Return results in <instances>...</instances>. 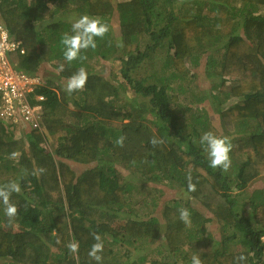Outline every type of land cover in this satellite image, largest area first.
Listing matches in <instances>:
<instances>
[{"label":"trees","instance_id":"1","mask_svg":"<svg viewBox=\"0 0 264 264\" xmlns=\"http://www.w3.org/2000/svg\"><path fill=\"white\" fill-rule=\"evenodd\" d=\"M263 10L264 0H0V24L26 49L17 69L39 80L29 102L41 107L38 127L0 116V185L22 189L11 222L0 202V264H96L94 233L101 264H234L241 254L264 264V186L249 191L264 183ZM83 15L110 31L69 63L60 41ZM203 62L212 85L199 97L188 88ZM46 65L52 78L38 74ZM81 66L88 82L69 95ZM207 131L230 139L228 171L209 166ZM154 136L164 143L153 148ZM150 182L186 197L164 200Z\"/></svg>","mask_w":264,"mask_h":264},{"label":"clouds","instance_id":"2","mask_svg":"<svg viewBox=\"0 0 264 264\" xmlns=\"http://www.w3.org/2000/svg\"><path fill=\"white\" fill-rule=\"evenodd\" d=\"M110 31L109 25L103 22L100 18L83 15L76 19L71 24V32H66L61 38V44L64 48V59L71 63L73 61H81L87 59L86 55H82L88 49H95L97 47V38L103 39ZM63 65H60V70H63ZM88 82V72L85 67L81 66L78 71L71 75L67 79L65 86V91L71 95L74 92L83 91ZM126 136L121 135L115 140V144L119 147H123L125 144ZM150 143L153 148L164 141L157 137H152ZM200 144L204 146V151L209 159V166L213 169H221L222 171H228L231 167V152L233 145L230 139L226 136H218L212 131H207L203 133L200 138ZM18 151H13L10 153L9 158L17 160L20 157ZM46 171L44 168L34 169L32 172L33 176L39 177ZM25 174L27 170L25 169ZM188 191L195 192L196 184L193 183L191 175L188 176ZM261 183L254 184L250 190H253L257 186H261ZM249 190V191H250ZM21 185L17 181H10L6 184L0 185V202L4 206V214L11 222L18 216V207L11 201L13 194L21 193ZM179 219L186 225L191 223V213L187 208L181 207L178 209ZM93 240L95 241L90 250L88 251V256L91 260H94L96 264H101L103 256L101 253L104 250V243L99 234H92ZM67 248L70 253H79V242L72 240L67 244ZM248 257L246 255H238L234 258V264H247ZM191 264H203L202 259L199 255H193L191 257Z\"/></svg>","mask_w":264,"mask_h":264},{"label":"built area","instance_id":"3","mask_svg":"<svg viewBox=\"0 0 264 264\" xmlns=\"http://www.w3.org/2000/svg\"><path fill=\"white\" fill-rule=\"evenodd\" d=\"M26 49L0 24V98L2 101L1 118L14 120L38 127L37 112L40 106H32L29 95L39 80L29 73L17 69L16 59L24 55ZM38 80V82H37ZM39 100H45L38 97Z\"/></svg>","mask_w":264,"mask_h":264},{"label":"rangeland","instance_id":"4","mask_svg":"<svg viewBox=\"0 0 264 264\" xmlns=\"http://www.w3.org/2000/svg\"><path fill=\"white\" fill-rule=\"evenodd\" d=\"M264 11V10H263ZM114 31L116 33L119 32V26L115 27L114 28ZM118 42H121L120 39L117 40ZM17 61V59H16ZM201 61H205V59L203 58ZM50 70H52V67L51 66H48L46 65L44 68H43V71H41L40 73H38L39 75H41V77L43 76V74H45L48 78H52V76H50V74L48 73ZM101 70H103V68H101ZM45 72V73H44ZM194 74H195V78L194 80L196 81L197 83V88L196 86H190V88H188L189 90H192L193 93L197 94L199 97L200 96H203V95H208L210 94V88H211V85H212V80L208 78L207 74H206V71H205V67H204V62H203V65L202 67L200 68H197L195 69L194 71ZM37 79V78H36ZM56 81V80H55ZM38 82V80H37ZM57 82V81H56ZM66 86V84L64 83V87ZM210 98L209 100L207 99L204 103L205 106L208 107V110L211 111L210 109ZM84 169V167L82 168ZM151 183V182H150ZM149 183V184H150ZM262 183V182H261ZM152 186H155V187H162L165 189V192H166V196H164V200L168 199L170 201H173L177 198H185V194L182 195L180 191L178 190H173L170 188V186H167V185H163L162 183H160V185H158L157 183H151ZM264 186V183H262L261 187ZM251 191V194H252V190ZM169 201V203H170ZM160 212L157 213V216H159ZM158 246V244H157ZM155 248V246H151L150 249L153 250Z\"/></svg>","mask_w":264,"mask_h":264}]
</instances>
